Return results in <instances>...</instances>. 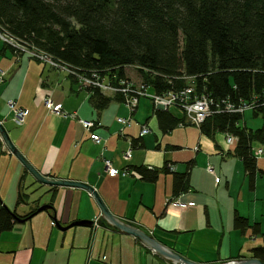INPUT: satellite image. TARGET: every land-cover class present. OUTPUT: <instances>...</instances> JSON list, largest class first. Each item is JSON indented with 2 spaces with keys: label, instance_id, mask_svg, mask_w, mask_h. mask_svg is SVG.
<instances>
[{
  "label": "crops",
  "instance_id": "1",
  "mask_svg": "<svg viewBox=\"0 0 264 264\" xmlns=\"http://www.w3.org/2000/svg\"><path fill=\"white\" fill-rule=\"evenodd\" d=\"M0 69L6 74L5 81L0 85V122L13 145L41 174L89 185L98 193L111 214L122 221L132 222L165 246L196 263L217 264L250 257L252 248L264 246V161H260L264 154L256 158L258 172L251 187L242 163L229 153L235 143L230 148L226 145L227 149L223 150L211 138L201 135L196 127L198 147L192 154L183 153L187 145V133L183 143L167 144L168 138L165 136L180 127L161 134L155 117L156 108L150 100L140 99L133 113H124L121 111L124 104L115 102L96 111L89 102L86 89L77 82L64 73H54L49 67L26 55L16 56L1 43ZM45 98L59 105L66 113H76L77 119L97 121L98 126L92 132L103 140V145L94 144L89 132L82 128L77 119L50 113L44 107ZM11 100L17 107L28 111L22 126H15L11 121L12 115L7 105ZM140 106L145 113L140 111ZM119 115L121 118H130V126L124 127L114 120ZM142 126H146L149 132L140 137ZM154 128L157 134H154ZM150 133L154 134V139L149 136ZM132 139H140L141 144L139 148H133L130 158L125 160L123 153ZM212 139L215 141V136ZM205 140L208 141L204 149L209 152L206 154L202 150ZM211 143L216 146L215 149H212ZM156 154L160 160L155 157ZM12 156L0 141V163L6 162L7 168L12 170L11 183L17 184L22 174L23 181L29 178L33 184L31 175ZM104 160H108L111 167L118 171L141 166L161 170L164 163L168 162L177 173H184L186 163L193 161L189 173L190 188L177 197L180 202L193 203L195 206L178 210L165 205V200L173 198L171 174L161 172L153 183L131 174L110 177ZM179 164L183 165V169ZM209 167L213 169V174L209 173ZM39 186V191H43L41 205L52 206L60 227H67L79 220L99 219L100 211L87 192L63 187L51 190L49 186ZM9 192L10 189L2 190V201V194ZM15 194L17 198L13 209L17 214L25 215L37 208L26 203L17 206L19 194ZM23 205L28 206V211L20 214L18 210H22ZM235 212L247 220L249 227L245 232L233 228ZM37 215L38 223H43L49 232V240L55 236L61 239L62 245L68 244L69 247L144 264H163L131 236L121 235L102 225L71 227L63 231L52 223L49 212H40L34 217ZM17 225L11 231L18 229ZM254 225L258 226L259 234L253 235Z\"/></svg>",
  "mask_w": 264,
  "mask_h": 264
},
{
  "label": "trees",
  "instance_id": "2",
  "mask_svg": "<svg viewBox=\"0 0 264 264\" xmlns=\"http://www.w3.org/2000/svg\"><path fill=\"white\" fill-rule=\"evenodd\" d=\"M0 33L27 51L55 59L80 86V77L96 76L100 85L111 88L106 94L85 87L96 111L111 102L127 106L134 94L120 90L136 89L126 77L127 67L135 69L140 82L156 95H177L191 86L188 103L202 98L210 103L212 115L199 126L200 134L211 139L218 133L236 137L229 153L242 163L253 186L258 172L254 146L264 154V0H0ZM5 46L16 56L39 62ZM244 106L252 109L254 117L262 116L260 128L240 124L243 114L236 110ZM171 107L181 110V116L173 115L170 108L155 110L163 135L191 126L180 106ZM140 144V139H132L130 146ZM170 164L165 162L161 170L146 166L123 170L151 183L161 172L171 174L176 198L190 188L193 161L186 163L184 173L169 170ZM20 189L17 206L26 200ZM36 210L19 215L0 202V235L20 220H31ZM48 212L55 221L54 209ZM248 227L247 220L235 212L233 228L245 232ZM252 233L259 234L257 225ZM250 252L251 258L264 262V246Z\"/></svg>",
  "mask_w": 264,
  "mask_h": 264
},
{
  "label": "rangeland",
  "instance_id": "3",
  "mask_svg": "<svg viewBox=\"0 0 264 264\" xmlns=\"http://www.w3.org/2000/svg\"><path fill=\"white\" fill-rule=\"evenodd\" d=\"M0 36L8 37L6 34H2V33H0ZM0 43L3 44L4 46L8 45L7 43L3 42L1 39H0ZM19 51L22 53L21 50ZM30 54L33 55V53H30ZM44 55L42 54L40 56L45 58L48 62L45 63L39 59L40 64H43V65L45 64V66L52 69L53 72L58 71V72L64 73V75L68 77L67 71H64V70L59 71L58 69H53L55 67L49 64L51 66L50 67L48 65L49 62L57 63V61L51 58L50 56L45 55L47 57L46 58ZM0 73L2 77V82H4L6 74L1 69H0ZM125 73H126V77L129 80L130 84H135L136 85L135 87L137 88L138 86L141 85L140 77L137 75V72L135 71V69L127 67L125 68ZM188 88H191V86ZM142 99L147 100L145 98H142ZM143 107L145 108V104L143 105ZM139 109L140 111L145 113V110H143L142 106H140ZM170 110L171 112H173L174 114L178 116H181L182 114L181 110H179L176 107H170ZM121 111H123L124 113L126 111H129L130 113V109L125 105L122 106ZM27 115L25 116L22 124H24ZM56 116L60 117V115H56ZM12 117L13 116H11V121H12ZM66 117H71V115L67 113L62 118H66ZM115 118H121V117L119 115V116H116ZM115 118L114 120L117 121V119ZM240 124L241 125L245 124L246 128L255 130L262 126L263 118L262 116L254 117L252 109L250 108L245 109ZM154 130H155L154 134L155 133L157 134V131L155 128ZM196 131H197V128L195 126H188L184 128L180 127L176 129L172 134L165 136L166 138H168L166 143L167 144H178V145L183 143L184 138H185V132H186L188 135V140L186 142L187 145H185V147L183 148V153L192 154V152H194L195 149L198 147L197 145L198 137H197ZM154 134L150 133L149 136L153 137L154 139ZM211 140L215 143V145H219L223 150L227 149L223 134L218 133L215 135V141L213 139ZM206 141L208 140H205V142L202 144V150L204 154L209 153L208 151H206V149H204ZM215 145L211 143L212 149L216 148ZM227 146H229L230 148L232 146V143H230V145H227ZM254 147L256 148L257 146H254ZM129 148L130 146L127 147V150ZM155 157L159 158L157 154ZM12 158L14 159V161L17 160L13 156ZM260 161L261 162L264 161V156H263V159H261ZM179 165H182V164H179ZM148 168L150 169L151 167H148ZM167 168L171 170L173 167L171 165H167ZM180 168L183 169V165L180 166ZM209 173L213 174V170L212 172H209ZM21 175H19L18 177L17 184L11 183L12 170L7 168L6 162L0 163V193L2 192L3 189L4 190L10 189L11 191L9 193L2 194L3 201L1 197L0 199L2 203L11 210H14L13 208L16 203L15 201H16L17 195L15 193L17 192L18 194V189H19L18 182L20 181V178L22 177ZM28 179L29 178L23 181L24 190L22 192L26 196L25 203L31 207L37 206L39 208L41 207V204H42L41 203L42 201H40V197L41 195L43 196V191H39L41 187L39 186L38 183L37 184L35 183L36 184L35 187L31 186L32 180L29 181ZM14 190H16V192H14ZM220 192H222V190ZM208 194H210V192ZM23 207L24 208L22 210H18L20 214H22V212L26 213L28 211V206L23 205ZM168 207L173 208V209H178V210L187 209V208L185 209L176 208L172 206L171 204ZM38 222H39V215L34 217L29 222L27 221L26 223L22 225H17L18 229H15L10 232L2 233L0 235V264H144V263L122 259L118 257H113V256L105 255V254L91 252V251H87L83 249L69 247L68 244L62 245L61 239L55 236H53L49 240V232L45 230L43 223H38ZM33 231L35 232V239L33 238Z\"/></svg>",
  "mask_w": 264,
  "mask_h": 264
},
{
  "label": "built area",
  "instance_id": "4",
  "mask_svg": "<svg viewBox=\"0 0 264 264\" xmlns=\"http://www.w3.org/2000/svg\"><path fill=\"white\" fill-rule=\"evenodd\" d=\"M0 39L3 42L7 43L8 45H10V46H12L18 50H21L22 52L29 54L30 56H32L35 59H38V61L40 59L41 61H43L45 63L48 62L45 58L40 56V55H42L41 53L27 51L23 46L18 44L14 39H12L10 37L0 36ZM30 53H33L34 56ZM49 64L51 66L55 67V69L64 70V71H67L69 73L67 68H65L64 66H62L58 63H50L49 62L48 65ZM79 82H80L81 86L84 88L85 87H91V86L97 87L103 93H108L109 91H112V89L109 88L108 86L100 85V83L97 82L96 76H93L92 78H89V79L85 78V77H80ZM1 83H2V77H1V73H0V84ZM135 88L136 89L131 90L130 87H127L126 89L123 88L122 90H120L123 93L134 94V96L131 99L127 100V106L129 107V109L131 111L137 106L139 98H147V99H150L156 107H162L163 109H168L169 107H171L173 105L174 106L175 105L180 106L183 109V111H185L186 122L189 124L195 125L197 127H199L205 121L206 117H208L209 115H212L210 112V103L206 98L194 99L191 103L187 102L190 93H192V90L190 88L189 89L185 88L184 91L180 92L177 95L172 94V93H168L167 95H156L154 93H148L147 88H145V86L143 84L138 86V88L137 87H135ZM176 103H178V104H176ZM263 103H264V96H263ZM7 105H8V108H9V110L13 116L12 117L13 123L16 126H21L25 116L28 113L27 110L17 107L16 103L12 100L8 101ZM44 105H45V108L50 113L60 115V117H63L65 114H67V113H64L62 111V109L59 105L53 104V102L49 98L44 99ZM245 109H249V107L244 106L242 108L237 109L236 111L239 113H243ZM71 118H76V115H74V114L71 115ZM78 122L80 124L82 123L81 125L83 126V128L87 132H89L93 128H95V122L94 121H87V120L79 119ZM117 122L124 127H128L131 124L130 118H127V119L118 118ZM147 133H148V129L146 128V126H143L141 128L140 136L145 135ZM90 138L93 141V143H95L97 145L103 144V140L100 137H98L97 135H95L94 133H91ZM236 140H237L236 137L229 135V134H226V137H225L226 145H230V143L233 144L236 142ZM130 152H131L130 148L126 152H124V155H123L124 159L130 158ZM254 153L256 156H260L263 154V152L260 148L255 149ZM104 165H105V168H106L109 176L114 177L116 175H121L122 177H124L127 175L126 171L119 172L116 169L112 168L110 165V162L107 160H104ZM208 171L212 172V169L209 167ZM170 204L176 208H181V209L182 208L185 209V208L194 206L193 203L185 204L183 202H180L179 198H175V199L167 201V205L169 206Z\"/></svg>",
  "mask_w": 264,
  "mask_h": 264
},
{
  "label": "water",
  "instance_id": "5",
  "mask_svg": "<svg viewBox=\"0 0 264 264\" xmlns=\"http://www.w3.org/2000/svg\"><path fill=\"white\" fill-rule=\"evenodd\" d=\"M158 110H164L162 107H158ZM0 136L3 139L5 147L8 149L9 153H11L22 165V167L27 171L28 174H30L36 182L39 184L49 186V187H63V188H72V189H81L85 192H87L95 204L97 205L99 211H100V217L97 220V225H102L103 223L105 225H108L113 231L121 234V235H127L131 236L141 245H143L146 249L152 251L155 255L159 256L161 259L166 261L168 264H203V263H196L193 261L188 260L187 258L183 257L179 253L175 252L171 248L163 245L158 240H156L151 234L143 231L142 229L133 226L129 224L128 222L122 221L113 214L110 213L98 193L89 185L73 181V180H64V179H54L49 178L43 174H41L39 171H37L30 163L29 161L21 154V152L13 145L11 142L7 131L5 130L2 123H0ZM53 210L51 205H43L39 207L36 210V214L48 210ZM102 221V223H101ZM24 220H20L19 223H24ZM94 221L89 220H79L72 222L67 227H60L57 225L58 229L60 230H66L71 227H92ZM102 225V226H105ZM110 229V228H109ZM111 229V230H112ZM217 264H264L263 261L254 259V258H246L241 257L239 259H234L231 261H224Z\"/></svg>",
  "mask_w": 264,
  "mask_h": 264
},
{
  "label": "bare ground",
  "instance_id": "6",
  "mask_svg": "<svg viewBox=\"0 0 264 264\" xmlns=\"http://www.w3.org/2000/svg\"><path fill=\"white\" fill-rule=\"evenodd\" d=\"M9 46H10V45H9ZM11 47H12V46H11ZM21 54H24V52H22ZM44 65H45V64H44ZM2 83H3V82H2ZM2 83H1V84H2ZM1 84H0V85H1ZM209 116H211V115H209ZM209 116H208V117H209ZM206 118H207V117H206ZM97 126H98V125L96 124V125H95V128H96ZM82 128H83V126H82ZM83 129H84V128H83ZM93 129H94V128H93ZM93 129H92V130H93ZM84 130H85V129H84ZM92 130H91V131H92ZM85 131H86V130H85ZM11 142H12V141H11ZM31 177H32V176H31ZM32 178H33V177H32ZM21 179H22V177L20 178L19 186L22 187V191H23V190H24V188H23L24 185H23V180H21ZM33 181H34V182H33V184H31V186L35 187V186H36L35 183H38V182H36V181L34 180V178H33ZM38 184H39V183H38ZM41 185H42V184H41ZM20 190H21V189H20ZM41 196H42V195H41ZM0 202H2L1 199H0ZM24 203H25V202H24ZM41 206H43V205H41ZM10 210H11V209H10ZM52 223H53L55 226H57V224H58L56 220L53 221ZM93 223H94L93 226L96 227V226H97V225H96V220H95ZM130 223H132V222H130ZM21 224H22V223H21ZM58 226H59V225H58ZM93 226H92V227H93ZM76 227H79V226H76Z\"/></svg>",
  "mask_w": 264,
  "mask_h": 264
}]
</instances>
